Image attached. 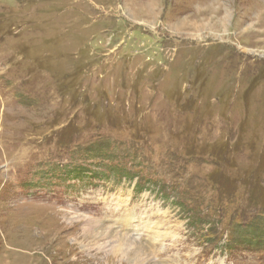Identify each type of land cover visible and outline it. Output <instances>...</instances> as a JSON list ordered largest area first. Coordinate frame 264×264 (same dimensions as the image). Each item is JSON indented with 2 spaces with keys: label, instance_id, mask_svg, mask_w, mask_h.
Wrapping results in <instances>:
<instances>
[{
  "label": "rangeland",
  "instance_id": "rangeland-1",
  "mask_svg": "<svg viewBox=\"0 0 264 264\" xmlns=\"http://www.w3.org/2000/svg\"><path fill=\"white\" fill-rule=\"evenodd\" d=\"M253 218L264 0H0V264H264Z\"/></svg>",
  "mask_w": 264,
  "mask_h": 264
},
{
  "label": "trees",
  "instance_id": "trees-1",
  "mask_svg": "<svg viewBox=\"0 0 264 264\" xmlns=\"http://www.w3.org/2000/svg\"><path fill=\"white\" fill-rule=\"evenodd\" d=\"M119 170H121L120 166H119V168H117V171H119ZM79 171H81V169L74 171V173H77V172L79 173ZM128 176L129 175H123V177H125V178H128ZM137 177H139V175H137ZM148 180L154 181L153 185H156L157 189L160 188V181L153 180L151 175L148 176ZM229 192L230 191L225 190L224 194L226 196H228ZM208 217L204 218L202 216H198L197 214H195L193 216V221H195V222L198 221L199 224H203V225H210V224L212 225L215 217L214 218L211 216H208ZM218 217H221V214L218 215ZM259 221H260L259 218L258 219L253 218L249 224H245L242 227L243 229H240V227H241L240 225L234 224L235 231H234L232 238L230 239V243L235 242L232 250L236 249V248L241 249L243 246H247L250 249H252V247L264 248V224L263 225L258 224ZM229 223H231V221ZM232 229H233V227H232ZM235 235H236V237H235Z\"/></svg>",
  "mask_w": 264,
  "mask_h": 264
},
{
  "label": "bare ground",
  "instance_id": "bare-ground-1",
  "mask_svg": "<svg viewBox=\"0 0 264 264\" xmlns=\"http://www.w3.org/2000/svg\"><path fill=\"white\" fill-rule=\"evenodd\" d=\"M95 238L97 239V237L95 236ZM137 256V255H136Z\"/></svg>",
  "mask_w": 264,
  "mask_h": 264
}]
</instances>
